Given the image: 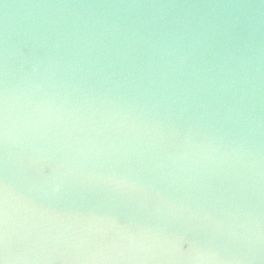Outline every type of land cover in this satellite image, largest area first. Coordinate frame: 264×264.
I'll use <instances>...</instances> for the list:
<instances>
[{"label": "water", "instance_id": "obj_1", "mask_svg": "<svg viewBox=\"0 0 264 264\" xmlns=\"http://www.w3.org/2000/svg\"><path fill=\"white\" fill-rule=\"evenodd\" d=\"M0 185L4 264H264V0H0Z\"/></svg>", "mask_w": 264, "mask_h": 264}, {"label": "snow or ice", "instance_id": "obj_2", "mask_svg": "<svg viewBox=\"0 0 264 264\" xmlns=\"http://www.w3.org/2000/svg\"><path fill=\"white\" fill-rule=\"evenodd\" d=\"M8 214L6 190L0 185V251L4 249L9 242L8 233L6 229V219ZM0 264H4L3 260H0Z\"/></svg>", "mask_w": 264, "mask_h": 264}, {"label": "clouds", "instance_id": "obj_3", "mask_svg": "<svg viewBox=\"0 0 264 264\" xmlns=\"http://www.w3.org/2000/svg\"><path fill=\"white\" fill-rule=\"evenodd\" d=\"M57 190H59V189L57 188Z\"/></svg>", "mask_w": 264, "mask_h": 264}]
</instances>
